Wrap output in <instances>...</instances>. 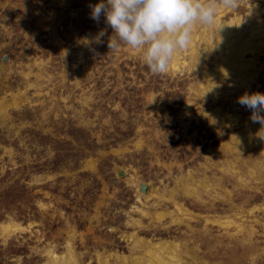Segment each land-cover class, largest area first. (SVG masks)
I'll use <instances>...</instances> for the list:
<instances>
[{"label":"rangeland","instance_id":"1","mask_svg":"<svg viewBox=\"0 0 264 264\" xmlns=\"http://www.w3.org/2000/svg\"><path fill=\"white\" fill-rule=\"evenodd\" d=\"M98 2L0 0V225L26 228H0V264L67 245L78 264H118L163 241L179 264H264V129L238 103L264 93V0L218 8L162 75L139 49L109 51L111 28L91 42ZM235 49L252 66L231 69Z\"/></svg>","mask_w":264,"mask_h":264},{"label":"clouds","instance_id":"2","mask_svg":"<svg viewBox=\"0 0 264 264\" xmlns=\"http://www.w3.org/2000/svg\"><path fill=\"white\" fill-rule=\"evenodd\" d=\"M240 0H99L91 6V19L99 23L101 17L107 25L92 39L103 44L108 37L109 51L122 46L139 49L150 72H167L174 57L185 51L192 42L197 26L216 24L218 8L236 9ZM238 103L251 110L250 119L264 129V93H245Z\"/></svg>","mask_w":264,"mask_h":264},{"label":"bare ground","instance_id":"3","mask_svg":"<svg viewBox=\"0 0 264 264\" xmlns=\"http://www.w3.org/2000/svg\"><path fill=\"white\" fill-rule=\"evenodd\" d=\"M221 12V11H219ZM231 24V22L229 23ZM229 24H225L219 27L220 32H219V38H221L222 32L226 29L225 31V36H227V34L230 32L229 29L231 28V25ZM218 25V22L216 21V24ZM194 39V37H192V40ZM192 44V42H191ZM190 44V46L188 47L189 49H192V45ZM220 44V45H219ZM223 45V41H220V39L217 40V49L219 51L221 46ZM243 52L244 50L242 49H235L234 51H232L231 53V60H230V64H231V69H235L238 71H241L245 68H247L248 66H252L250 64V62L243 60ZM179 59V54H177L174 59L172 60V62L170 63V67L176 69L179 62H177V60ZM181 63V62H180ZM219 68V67H218ZM222 72H224V69H220ZM224 76L226 75L225 73H222ZM218 79H220V77H218ZM239 85H241L243 83V79H238ZM213 87H216V82L212 83ZM200 90L203 91V88H200ZM238 117H236L235 119H237ZM223 120V119H222ZM253 123V122H252ZM247 133V132H246ZM249 134V133H248ZM250 135H248V138ZM244 136L242 137L243 141ZM230 168H228L229 171ZM247 175L250 176V178L253 179V169H251L250 167H248L247 169ZM237 181L242 184L245 183L246 180L244 177L242 176H237ZM200 187V185H198ZM245 186V184L243 185ZM203 188H206L205 185L203 186ZM190 194L196 196L199 200H201L199 198V193L201 192V190L197 187V186H191L188 187ZM226 195H229L227 191H225ZM175 206V210L179 211L181 208L174 203ZM142 214H144L142 212ZM169 214H171V212H169ZM165 216L164 213H160L157 214L155 217L160 220L161 217ZM220 226L223 227V229H228L229 226H233L235 225V228H240V225H236L234 223V221L230 218H227L223 221L219 222ZM2 231L4 233H11V232H15V231H22L24 229H26L25 227H21L18 223L15 222H9L6 223L4 225H0ZM239 229V230H240ZM27 231V230H26ZM129 237H135L134 234L129 235ZM140 239H135V241L133 242L132 245V249L136 248L138 246H140ZM47 253H51L50 257L51 259H49V264H78L75 260V258L73 257V254L71 252V245H67V251L65 255H61V256H57L55 254H53L50 251H47ZM163 254H165L167 256V260H165L163 258ZM187 254V253H186ZM110 255V254H109ZM109 255L107 256H101V255H97V263L98 264H110L109 263ZM118 256H116L117 258ZM183 257V255L181 254V249L179 248V245L177 242H168V241H163L159 244H155V245H149L148 249L145 250L141 256H137V257H131L130 260H126V258L124 256H122V262L118 263V264H153V261L156 262V264H179L180 259Z\"/></svg>","mask_w":264,"mask_h":264}]
</instances>
